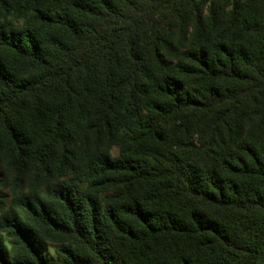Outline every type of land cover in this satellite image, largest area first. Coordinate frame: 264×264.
Here are the masks:
<instances>
[{
    "label": "trees",
    "instance_id": "1",
    "mask_svg": "<svg viewBox=\"0 0 264 264\" xmlns=\"http://www.w3.org/2000/svg\"><path fill=\"white\" fill-rule=\"evenodd\" d=\"M0 264H264V0H0Z\"/></svg>",
    "mask_w": 264,
    "mask_h": 264
},
{
    "label": "rangeland",
    "instance_id": "2",
    "mask_svg": "<svg viewBox=\"0 0 264 264\" xmlns=\"http://www.w3.org/2000/svg\"><path fill=\"white\" fill-rule=\"evenodd\" d=\"M112 152L116 153L117 151L116 149H112ZM42 235L45 240L48 254L50 255L52 259H56L57 258L56 249L60 246V243L52 240L49 237V235H46V234H42Z\"/></svg>",
    "mask_w": 264,
    "mask_h": 264
}]
</instances>
